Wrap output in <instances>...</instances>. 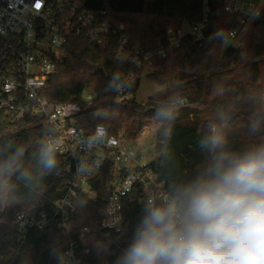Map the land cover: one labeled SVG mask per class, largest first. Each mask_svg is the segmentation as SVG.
<instances>
[{"label":"trees","instance_id":"1","mask_svg":"<svg viewBox=\"0 0 264 264\" xmlns=\"http://www.w3.org/2000/svg\"><path fill=\"white\" fill-rule=\"evenodd\" d=\"M87 8L114 27L123 25L133 45L155 54L167 42L170 28L203 19L204 0H84ZM210 24L202 43L185 37L174 54L155 57L149 77L161 89L146 103H116L110 75L103 70L126 73L130 65L114 58L113 48L101 49L85 38L70 43L72 60L58 66L42 95L51 102H75L83 110L77 125L92 129L103 125L110 134L135 140L145 125L158 124L152 168L168 191L187 183L203 171L209 153L200 141L209 124L222 129L232 150L264 142V16L257 18L250 44L242 51L228 39L238 27L224 11V0H209ZM221 37H223L221 39ZM242 60L244 62H242ZM243 63V74L236 66ZM139 75L142 70L137 71ZM140 78L136 82V93ZM93 100L84 102L83 94ZM170 118H159L158 110ZM256 122V130L252 124ZM47 130L34 120L20 124L5 121L0 126V165L13 160L17 171L7 173L0 167V264H62L70 238L61 231V211L57 204L66 193L67 177L62 158L56 154L57 167L46 171L39 157L45 146ZM106 177L96 179L94 199L78 195L69 212L82 227L98 226L106 206ZM124 200L123 228L107 236L91 232L77 240L76 252L83 264H118L122 249L130 240L142 216L145 200L139 192ZM30 220L45 215L42 228L33 226L25 234L17 218Z\"/></svg>","mask_w":264,"mask_h":264},{"label":"built area","instance_id":"2","mask_svg":"<svg viewBox=\"0 0 264 264\" xmlns=\"http://www.w3.org/2000/svg\"><path fill=\"white\" fill-rule=\"evenodd\" d=\"M208 1L204 0L203 19L184 24L180 29L167 31V42L155 54L133 45L124 33L123 25L114 27L89 10L84 0H0V126L8 121L20 124L34 120L47 130L45 145H54L62 158L67 177L66 193L58 202L61 211L59 227L70 238V247L62 255V264H83L77 254V240H84L91 232L109 235L123 228L124 200H133L139 192L141 200L149 196H162L168 189L145 160V147L136 142L152 132L154 125L142 127L135 140L123 135L115 136L103 125L84 129L77 125L76 117L83 110L75 102H51L42 95L51 76L62 63L72 60L71 40L85 38L101 49L113 48L114 58L130 65L129 72H109L116 103L136 100L137 71L152 68L155 57L166 58L174 54L185 37L202 43L210 24ZM224 11L238 27L228 39L241 47L240 36L250 23L264 16V0H224ZM237 43V45L235 44ZM84 102L93 100L91 93L83 94ZM137 101V100H136ZM106 177V206L102 222L92 228L82 227L68 207L78 195L94 199L95 181ZM45 215L30 220L23 214L17 221L28 229L43 227Z\"/></svg>","mask_w":264,"mask_h":264},{"label":"clouds","instance_id":"3","mask_svg":"<svg viewBox=\"0 0 264 264\" xmlns=\"http://www.w3.org/2000/svg\"><path fill=\"white\" fill-rule=\"evenodd\" d=\"M156 115L170 118L164 109ZM200 146L209 153L203 171L147 198L118 264H264V142L232 150L210 123ZM57 151L43 146L40 167L55 169ZM0 167L18 170L12 158Z\"/></svg>","mask_w":264,"mask_h":264},{"label":"rangeland","instance_id":"4","mask_svg":"<svg viewBox=\"0 0 264 264\" xmlns=\"http://www.w3.org/2000/svg\"><path fill=\"white\" fill-rule=\"evenodd\" d=\"M253 23L250 22L242 31V34L240 36V41L242 42V46L239 47L242 51V57H244L245 52L247 51L249 44H250V38L253 33ZM237 45V43H235ZM242 62H244L242 60ZM241 62L240 65L236 66V74L237 76H242L243 74V63ZM154 72L153 68H146L144 69L140 74V82L139 87L136 93V100L139 103H146L150 100L152 95L161 89V86L158 84V82L152 78L149 77V74ZM159 128L158 124H154L153 130L150 134L145 135L142 137V139L136 144L145 147V160L153 162L157 160L158 155L155 152V145H156V134L157 130Z\"/></svg>","mask_w":264,"mask_h":264}]
</instances>
